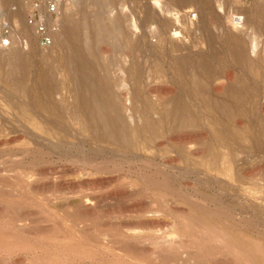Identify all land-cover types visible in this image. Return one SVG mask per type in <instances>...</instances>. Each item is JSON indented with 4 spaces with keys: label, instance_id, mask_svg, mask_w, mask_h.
I'll return each instance as SVG.
<instances>
[{
    "label": "rangeland",
    "instance_id": "374dc122",
    "mask_svg": "<svg viewBox=\"0 0 264 264\" xmlns=\"http://www.w3.org/2000/svg\"><path fill=\"white\" fill-rule=\"evenodd\" d=\"M29 1L0 0V35L3 23L10 27V43L0 42V264H134L109 242L115 226L142 213L181 221L177 208L196 213L198 227L230 236L225 244L242 259L228 245L218 248L231 264H264V0H104L100 13L115 48L103 53L92 0L66 1L61 28L46 48L25 26ZM82 13L79 38L62 46L67 16ZM230 15L243 23L234 25ZM189 53L214 70L209 81L196 71L206 94L195 93L182 70ZM189 131L202 135L194 139L197 149L181 139ZM227 148L231 167L215 171L212 153ZM76 200L94 214L75 218ZM196 203L212 215L193 214ZM15 211L21 220L11 223Z\"/></svg>",
    "mask_w": 264,
    "mask_h": 264
},
{
    "label": "bare ground",
    "instance_id": "6f19581e",
    "mask_svg": "<svg viewBox=\"0 0 264 264\" xmlns=\"http://www.w3.org/2000/svg\"><path fill=\"white\" fill-rule=\"evenodd\" d=\"M67 1V0H66ZM92 2L97 6V9L92 13V15L90 16V18L92 19L91 21H92V23L94 24H92L93 26H95V29H96V40H97V45H98V52L99 53H103L104 52V49H107V45H110V46H112V47H110L109 46V48H112V49H114L115 48V46H114V44L112 45V43L113 42H111L108 38H109V36H111V34H112V32L111 33H109L110 31H108V29H107V25L104 23V21L102 20V18H103V16L101 15V13H100V8L102 7V4H103V2H104V0H92ZM18 9V8H17ZM248 11V10H247ZM246 11V12H247ZM18 12V11H17ZM250 13V12H249ZM83 14V15H82ZM82 14H80L81 16H78V15H76V16H74V14L73 15H68L67 17V22H68V25L66 26V27H63L64 28V30H63V28H62V30L64 31V34L63 35H65V36H61V38H60V44L63 46L64 45V43L65 44H67L66 43V41H67V39L69 38L70 40H77L78 38H79V34L81 33V31H80V29H81V26L82 25H84L85 23V20L87 19L86 17H85V14L84 13H82ZM103 14V13H102ZM208 14V13H207ZM252 14H254L253 12H251V15ZM207 20V25L209 24L208 23V16H207V18H206ZM230 19H231V23H234V25H238L240 22H238V21H236L235 20V18H234V16L233 15H230ZM252 19H254V18H252ZM247 20H248V18H247ZM251 20V19H250ZM115 21V20H114ZM146 21H148V20H146ZM244 21H245V19H244ZM254 21V20H253ZM242 23H243V19H242ZM66 25V23L64 24V26ZM109 25V24H108ZM113 24L111 23V26H112ZM92 26V27H93ZM112 27H114V26H112ZM111 27V28H112ZM116 27V26H115ZM82 28H83V26H82ZM94 29V28H93ZM118 30V29H117ZM62 31V32H63ZM116 31V30H115ZM80 32V33H79ZM175 34H178L177 33V31H175L174 32ZM110 34V35H109ZM110 38H112V37H110ZM108 40L111 42L110 44H109V42H108ZM236 41V40H235ZM59 42V41H58ZM68 42V41H67ZM74 42V41H73ZM9 43H10V41H9ZM8 43V44H9ZM78 43V42H77ZM118 44V43H117ZM96 45V44H95ZM106 46V47H105ZM96 47V46H95ZM66 48V47H65ZM72 49V48H71ZM81 49V48H80ZM62 50V49H61ZM96 50V51H97ZM188 50V49H187ZM106 51V50H105ZM190 51V50H189ZM65 52H68V50L67 51H65ZM75 53V52H74ZM98 53V54H99ZM18 54V52H16V49L13 51H11V58H16L17 55ZM67 54V53H66ZM70 54V53H69ZM77 54V53H76ZM191 53H189V55L188 54H186V56H183L184 58L182 59V70L185 72V74L187 73V74H189L188 76H189V81H190V83H191V86H192V89H193V91L195 92V93H201V91L202 92H204L205 90H204V85H203V83H200V80L202 79V77L203 76H205L204 78L207 80V81H209V80H211L213 77H215V76H213V71L211 72V70H210V68H208L209 66H207V64L201 59V58H199V56L197 57V55L196 56H194V55H190ZM62 55V54H61ZM188 55V56H187ZM9 56V55H8ZM57 56V55H56ZM70 56V55H69ZM73 56V55H72ZM76 56V55H75ZM7 57V56H6ZM5 57V59H3V60H6L7 58ZM74 57V56H73ZM80 57V56H79ZM84 57V56H83ZM1 58V57H0ZM70 58H71V56H70ZM10 59V58H9ZM13 59H10V61H11V64H13V63H17L18 64V62L20 61V60H18V62H17V60L16 61H13ZM74 59V58H73ZM80 59V58H79ZM1 60V59H0ZM71 60V59H70ZM81 60V59H80ZM83 60V59H82ZM85 60V59H84ZM83 60V61H84ZM87 60V59H86ZM6 61H9L8 59L6 60ZM22 61V60H21ZM75 61V60H74ZM77 61V60H76ZM13 62V63H12ZM25 62V61H24ZM78 62H79V60H78ZM82 62V61H81ZM83 63V62H82ZM85 63V62H84ZM87 63V62H86ZM76 64V63H75ZM82 66H83V64H81ZM84 65H86V64H84ZM209 65V64H208ZM75 66V65H74ZM12 67H13V65H12ZM79 67H81V66H79ZM78 67V68H79ZM87 68H89V67H87ZM51 69V68H50ZM90 69V68H89ZM70 70V69H69ZM68 70V71H69ZM76 70H77V68H76ZM88 70V69H87ZM86 70V71H87ZM92 70V69H91ZM51 71V70H50ZM74 70H71V72H68V73H72ZM79 71H83V70H81L80 68H79ZM79 71H78V73H79ZM196 71H199L200 73H202L203 74V76L201 77V75L199 74V73H197ZM77 72V71H76ZM89 72V71H88ZM87 73V72H86ZM199 74L200 75V77H198L197 76V78L199 79L200 78V80H196L197 78H195V74ZM58 74V73H57ZM89 74V73H88ZM91 74H93V73H91ZM81 75H82V72H81ZM90 75V74H89ZM89 75H87V76H89ZM98 75V74H97ZM115 75V74H114ZM193 75H194V77H193ZM75 76H76V74H75ZM79 76V75H78ZM78 76L76 77V79L78 78ZM86 76V77H87ZM92 76V75H91ZM90 77V76H89ZM107 77V76H106ZM217 77V76H216ZM220 77V76H219ZM57 78V77H56ZM81 77L79 76V79H80ZM203 78V79H204ZM227 78V77H226ZM58 79V78H57ZM78 79V80H79ZM85 79V78H84ZM90 79V78H89ZM89 79L86 81V82H88L89 81ZM75 80V79H74ZM81 81H83V78L82 79H80ZM80 80H79V82H80ZM91 80H92V78H91ZM216 80V79H215ZM62 81V80H61ZM104 81H106V80H104ZM86 82H85V84H86ZM90 82V81H89ZM92 82L93 81H91V84H92ZM58 83V82H57ZM74 83L76 84L75 86L76 87H78L77 86V83L78 82H76V80L74 81ZM101 83V82H100ZM99 83V84H100ZM105 83V82H104ZM215 83H216V81H215ZM80 83H78V85H79ZM81 84H83L82 82H81ZM88 84V83H87ZM95 84H96V82H95ZM84 85V84H83ZM89 85V84H88ZM85 86V85H84ZM84 86H83V88H84ZM97 86V85H96ZM109 86V85H108ZM108 86H106L107 87V89H109L108 88ZM82 87V86H81ZM81 87H80V89H81ZM89 87V86H88ZM87 86H86V88H88ZM93 87H94V85H93ZM92 87V88H93ZM101 87V86H100ZM104 87V86H103ZM105 87V88H106ZM209 87V86H208ZM210 88V87H209ZM230 88H232V87H230ZM79 89V87L77 88V90ZM103 89V88H102ZM216 89V88H215ZM217 89H219V87L217 88ZM90 90H92L91 88H88V91H90ZM94 90H96V89H94ZM94 90H92V92L94 91ZM111 90V89H110ZM109 90V91H110ZM204 90V91H203ZM232 90V89H231ZM79 91V90H78ZM77 91V92H78ZM80 91H82V90H80ZM83 91H84V89H83ZM87 91V92H88ZM103 91V90H102ZM208 91V90H207ZM236 91V90H235ZM240 91V90H239ZM80 93H82V92H80ZM89 93V92H88ZM87 93V94H88ZM110 93V92H109ZM224 93H225V91H224ZM242 93V92H241ZM240 93V94H241ZM71 94H73V92L71 93ZM75 94V93H74ZM83 94H84V92H83ZM94 95H95V93H93ZM203 94H206L205 92L203 93ZM230 94V93H229ZM232 94H234V92L232 93ZM88 95H90V94H88ZM239 95V94H238ZM242 95V94H241ZM244 95V94H243ZM84 96H85V94H84ZM76 97V96H75ZM79 97H80V95H79ZM94 97H97V96H94ZM107 97H108V94H107ZM110 97V96H109ZM236 97H238V96H235V98ZM242 97V96H241ZM244 97V96H243ZM82 98H83V96H82ZM89 98V99H88ZM90 98L91 97H86L85 98V101H87V103H89L90 101H88V100H90ZM209 98V97H208ZM78 99H81V98H78ZM108 99V98H107ZM110 99V98H109ZM109 99H108V102H109ZM217 99V98H216ZM76 100V99H75ZM82 100V99H81ZM80 100V101H81ZM83 100H84V98H83ZM96 100H98V99H96ZM106 100V99H105ZM112 100V99H111ZM213 102H214V99L212 100ZM217 101V100H216ZM84 102V101H83ZM83 102H81V104H83ZM102 102H104V101H102ZM183 102V101H182ZM211 102V101H210ZM218 102V101H217ZM219 102H221V101H219ZM72 103H74V102H72ZM72 103H71V105H72ZM97 103H99V100H98V102ZM215 103V102H214ZM228 103V102H227ZM100 104V103H99ZM174 104H175V102H174ZM182 104H184V102L182 103ZM181 104V105H182ZM223 104H226V103H223ZM41 105V104H40ZM178 105V104H177ZM180 105V104H179ZM212 105V104H211ZM214 105H216V103L214 104ZM227 105V104H226ZM225 105V106H226ZM84 107V110H85V104L83 105ZM91 105H87V108H86V111H88L87 113H89V114H93V109H91L92 107H90ZM100 106H101V104H100ZM112 106H114V105H112ZM219 106V105H218ZM229 106H230V104H229ZM264 106V105H263ZM77 107V106H76ZM80 107V106H79ZM82 107V106H81ZM102 107V106H101ZM101 107H100V109H101ZM104 107H105V105H104ZM180 107V106H179ZM215 107V106H214ZM235 107V106H234ZM109 108V107H108ZM185 108H187V107H184V110L186 111H189L190 110V108H189V110H188V108L187 109H185ZM216 108H217V106H216ZM226 108H227V106H226ZM225 108V109H226ZM75 109V108H74ZM113 109H114V107H113ZM215 109V108H214ZM218 109V108H217ZM224 109V110H225ZM102 110V109H101ZM104 110V109H103ZM103 110H102V112H103ZM116 111H117V109H115ZM105 111V110H104ZM109 111V110H108ZM111 111V110H110ZM182 111V110H181ZM180 111V112H181ZM217 112H219L218 110H216ZM228 111V110H227ZM83 112V111H82ZM190 112V111H189ZM216 112V113H217ZM229 112H231L230 111V108H229ZM86 113V114H87ZM112 114H111V117H112V115H113V113L114 112H111ZM117 113V112H116ZM187 113V112H186ZM191 113V112H190ZM190 113H188V114H190ZM193 113V112H192ZM226 113V112H225ZM79 114V113H78ZM84 114V113H83ZM104 114V113H103ZM102 114V115H103ZM106 114V113H105ZM119 114V113H118ZM118 114L116 115V116H118ZM179 114V113H178ZM181 114V113H180ZM224 114V113H223ZM110 115V114H109ZM104 116V115H103ZM103 116H100L99 117V120L100 121H103L104 120V118H106L105 116H107V115H105L104 117ZM190 116H191V114H190ZM110 117V116H109ZM114 117V116H113ZM179 117H180V115H179ZM186 117V116H185ZM192 117V116H191ZM194 117V116H193ZM115 118V117H114ZM183 118V117H182ZM190 119V117H186V119ZM195 118V117H194ZM194 118H192L191 120L193 121V119ZM111 119V118H110ZM115 119H117V117L115 118ZM114 119V120H115ZM120 119V118H119ZM181 119V118H180ZM186 119H184V120H186ZM108 120H109V118H108ZM106 121V120H105ZM119 121V120H118ZM190 121V120H189ZM108 122V121H107ZM116 122V121H115ZM194 122V121H193ZM214 129H216V128H214ZM222 129V128H221ZM221 129H220V131H221ZM218 130H219V127H218ZM224 132H225V130H223ZM222 131V132H223ZM228 131H230V130H228ZM189 132H191V131H189ZM184 133L183 135H182V137H181V139H182V141L183 142H185L184 144L186 145L185 147H187V149L189 150V149H192L193 147H194V144H196L195 142H194V139L195 138H197V139H199L198 138V136L200 137V136H202L201 134H200V132H199V134L200 135H198V134H196V132H195V134H194V132L192 133ZM223 132V133H224ZM232 132V131H231ZM227 135H229V133L227 132L226 133ZM226 134H224V136H223V134H222V136H220L221 138L223 137V139H224V137H226L227 135ZM221 135V134H220ZM226 135V136H225ZM231 136V135H230ZM227 138V144L228 145H230L229 143H233L232 141H233V139L232 138H229V139H232V141H230L229 143H228V137H226ZM200 139H201V137H200ZM237 139H235V141H236ZM200 141V140H199ZM198 141V142H199ZM219 141H221L220 142V144L222 143V139H220ZM218 141V142H219ZM224 141H225V139H224ZM236 143H238L237 141H236ZM226 144V143H225ZM239 144V143H238ZM246 144V143H245ZM222 145V144H221ZM227 145V146H228ZM224 146V145H223ZM226 146V145H225ZM232 146V145H231ZM233 146H235L234 145V143H233ZM197 147V146H196ZM196 147H194L193 148V150L194 149H197ZM230 147V146H229ZM240 147H242V146H240ZM245 147V146H244ZM234 148V147H233ZM225 149H226V147H225ZM224 149V150H225ZM237 149L238 148H236V151H237ZM221 150V149H220ZM223 150V151H224ZM232 150V149H231ZM231 150H229V148H227V151L225 150L224 152L223 151H221V152H218V151H214L213 153H212V155H211V158L213 159V165H214V168H213V166H212V168L215 170V171H221V172H223V170H226V169H228L229 167H231L230 165H231V161H230V156H231ZM235 150V149H234ZM233 150V151H234ZM234 154V153H233ZM233 154H232V156H233ZM249 155V154H248ZM232 156H231V158H232ZM251 156V155H250ZM245 157H249V156H245ZM211 158H210V161H211ZM242 158V157H241ZM209 159V158H208ZM206 160V159H205ZM233 160H234V158H233ZM232 160V161H233ZM243 161L245 160V161H247L248 160V158H244V159H242ZM251 160V159H250ZM244 161V162H245ZM252 161V160H251ZM208 162V161H207ZM255 162V161H254ZM262 162V161H261ZM210 163V162H209ZM252 164H253V162H251ZM250 163V164H251ZM258 163V162H257ZM257 163H255L254 164V166H256V164ZM211 164V165H212ZM262 164V163H261ZM209 165V164H208ZM246 165H249V163L248 164H246ZM246 165H244L243 167L245 168L246 167ZM250 166V165H249ZM254 166H252V168H254ZM208 167V166H207ZM242 167V168H243ZM247 168L248 167H246L245 169L247 170ZM251 168V169H252ZM257 168V167H256ZM255 168V170L257 171V169ZM259 168V167H258ZM206 169H208V168H206ZM248 169H250V168H248ZM259 170H262V169H259ZM251 170H249L247 173H246V171H245V173L246 174H250L249 172H250ZM258 172V171H257ZM173 189V188H172ZM83 202V201H82ZM6 203H8V202H6ZM16 203V202H15ZM87 203V202H86ZM85 204V203H84ZM88 204V203H87ZM11 205V204H10ZM10 205H8V206H10ZM74 213H75V210H76V213L78 212L79 214H76V216L77 217H75L74 215V217L75 218H78V216L79 215H82V216H80L79 218H81V217H85L86 215L87 216H89V214H91V213H93V210H91L92 212H87V209H86V211L84 210V206H82L83 204L81 203V201L80 200H76L75 202H74ZM195 206V209L193 208V214L195 213V211H197L199 214H200V212H205V215L207 214V215H209L207 212L208 211H210V209H208L207 207V205H204L203 206V204L201 205V203L200 204H198V203H196V204H194L193 205V207ZM205 206H207V207H205ZM220 206V205H219ZM263 206V205H262ZM20 207V206H19ZM189 207H191V206H189ZM221 207V206H220ZM7 208V207H6ZM17 208V207H16ZM83 208V209H82ZM192 208V207H191ZM249 208V207H248ZM82 209V210H81ZM117 209V208H116ZM139 209V208H138ZM176 209V208H175ZM190 209V208H189ZM247 209V208H246ZM250 209V208H249ZM9 210V209H8ZM15 210V209H14ZM84 210V211H83ZM176 210H178L179 212H180V216L182 215V220L181 219H179V220H181V221H172V222H170V220L169 221H164V219H162V218H159L157 215H154L153 213H151L150 215H146V214H144V213H142V212H140V211H142L141 209H139V212L140 213H142V214H138L137 215V217L133 220V221H131V222H117L118 224L115 226V228L113 229L114 231V235L112 236V238L111 239H109V242H113V243H115L116 245H118V248L120 249V252L123 254V256H126V257H128V259L130 258V260L132 259L133 261H134V264H231V261H228L227 259L228 258H226L227 257V255H226V257L225 256H223V255H221V251L223 250H221L220 248H218V247H220V246H227L225 243H227V241H228V238L230 237L229 235H227V234H225L223 231H221L222 233H220V232H218V233H220V236H217V235H219L218 233H217V235H216V232H217V229H215V228H208V227H205V228H200V227H198L197 225H199L198 223L199 222H197L198 221V219L197 220H195V218H193V217H195V215H196V213H195V215H192V213L190 212V214H187L186 213V211H187V209H186V211H184V210H182V208L181 209H179V208H177ZM195 210V211H194ZM212 210V209H211ZM219 210V209H218ZM222 210H224V208L222 209ZM227 210V209H226ZM254 210H255V208H254ZM157 211V210H156ZM190 211V210H189ZM245 211H247V210H245ZM152 212V211H151ZM188 212V211H187ZM257 212V211H256ZM214 213H215V211H214ZM213 213V214H214ZM247 213V212H246ZM252 213V212H251ZM255 213V212H254ZM94 214V213H93ZM92 214V215H93ZM185 214V215H184ZM201 214H203V213H201ZM222 214V213H221ZM229 214V213H228ZM85 215V216H84ZM211 215H212V212H211ZM211 215H209V216H211ZM236 215V214H235ZM235 215H234V217H235ZM11 217V219L9 218L8 220L9 221H12L11 223H15V222H17V221H19V218L21 217V214L20 213H16V211H15V213H13V214H11L10 215ZM200 216V215H199ZM73 217V218H74ZM216 217H218V216H216ZM220 217H221V215H220ZM224 217V216H223ZM238 217V216H237ZM241 217V216H240ZM255 217V216H254ZM71 218H72V216H71ZM74 218V219H75ZM78 218V219H79ZM222 218V217H221ZM241 218H243L244 219V217H241ZM246 218H248V217H246ZM257 218V217H256ZM255 218V219H256ZM227 219V218H226ZM240 219V218H239ZM243 219H241V220H243ZM251 219V218H250ZM20 220H21V218H20ZM75 220H77V219H75ZM172 220V219H171ZM200 220V219H199ZM232 220H233V217H232ZM213 221V220H212ZM257 221V220H256ZM260 221V220H259ZM262 221V220H261ZM10 223V222H9ZM74 223H72L71 225H73ZM256 224H257V222H256ZM70 225V224H69ZM75 225V224H74ZM258 225V224H257ZM256 225V226H257ZM260 225V224H259ZM258 225V226H259ZM18 226V229H23L26 225H24V224H18L17 225ZM77 226V225H76ZM114 226V225H113ZM214 226V225H213ZM223 226V225H222ZM248 226H250V225H248ZM97 227V226H96ZM216 227V226H215ZM237 227V226H236ZM251 227V226H250ZM252 227H254V226H252ZM260 227V226H259ZM70 228H73L74 229V227H70ZM70 228H69V230H70ZM200 228V229H199ZM240 228V227H239ZM255 228V227H254ZM261 228V227H260ZM263 228V227H262ZM44 229V228H43ZM73 229H72V231H73ZM77 229V230H76ZM215 229V231H213ZM259 229V228H258ZM264 229V228H263ZM74 230H76V231H78L79 229L78 228H75ZM80 230H82V229H80ZM80 230L78 231V233L80 232ZM255 230V229H254ZM41 231V230H40ZM249 231V230H248ZM264 231V230H263ZM80 233H83V230L80 232ZM112 233V232H111ZM237 233V232H236ZM261 232H259V234H260ZM264 233V232H263ZM45 234V233H44ZM88 234V233H87ZM98 234V233H97ZM234 234V233H233ZM34 235H35V233H34ZM81 235H85V234H81ZM225 235H227L228 236V238H227V241L225 240L226 238V236ZM256 235V234H255ZM262 235V234H261ZM261 235H260V237H261ZM82 236V237H83ZM263 237L264 236H262L261 238V240H263ZM84 238V237H83ZM84 239H86V238H84ZM230 239V238H229ZM253 240V239H252ZM210 241H213V242H215V241H217V242H219L220 244H218L217 246H213L212 245V243L210 242ZM226 241V242H225ZM255 241V240H254ZM253 241V242H254ZM216 243V242H215ZM228 243H232V242H228ZM23 244H25V243H23ZM104 246V245H103ZM107 246V245H106ZM232 246V248H230L229 247V245H228V248H229V250H227L228 252H231L234 248H233V245H231ZM260 247V246H259ZM109 248V247H108ZM218 248V249H217ZM227 248V247H226ZM227 248V249H228ZM112 249V248H111ZM238 249V248H237ZM235 250V249H234ZM233 250V251H234ZM253 250H255V249H253ZM224 251H226V250H224ZM232 251V252H233ZM119 252V253H120ZM223 252V251H222ZM231 252V253H232ZM235 253H232V254H234V256L236 257L235 259L237 260V259H242V254L241 253H239V252H237L236 250L234 251ZM225 254V253H224ZM231 254V255H232ZM259 254V253H258ZM256 255V254H255ZM233 256V257H234ZM246 257V256H245ZM244 256H243V261L245 260V261H247V262H249L248 260H247V258H245ZM250 257V256H249ZM262 258V257H261ZM231 259V258H230ZM38 260V259H37ZM252 260H254V259H252ZM262 260V259H261ZM15 261V260H14ZM239 260H237V262H238ZM255 261V260H254ZM22 262V261H21ZM31 262H33V261H31ZM31 262H27L26 264H31ZM234 262V261H233ZM263 262V261H262ZM250 263V262H249ZM12 264H14V263H12ZM20 264H22V263H20ZM37 264H38V261H37ZM119 264V263H118ZM257 264V263H256ZM263 264V263H262Z\"/></svg>",
    "mask_w": 264,
    "mask_h": 264
},
{
    "label": "built area",
    "instance_id": "2783aa9c",
    "mask_svg": "<svg viewBox=\"0 0 264 264\" xmlns=\"http://www.w3.org/2000/svg\"><path fill=\"white\" fill-rule=\"evenodd\" d=\"M247 3L250 0H241ZM66 0H30L25 11V26L31 30L33 42L41 48L50 47L62 25ZM195 13L190 14L194 18ZM236 21L242 23L243 17L234 15ZM239 23V24H240ZM10 27L3 23L0 42L8 45Z\"/></svg>",
    "mask_w": 264,
    "mask_h": 264
}]
</instances>
